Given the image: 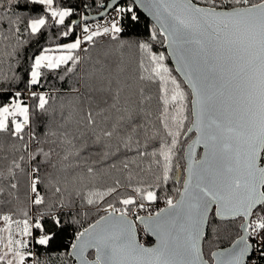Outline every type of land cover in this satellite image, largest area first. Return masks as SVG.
<instances>
[{
	"label": "snow or ice",
	"instance_id": "6c2138e0",
	"mask_svg": "<svg viewBox=\"0 0 264 264\" xmlns=\"http://www.w3.org/2000/svg\"><path fill=\"white\" fill-rule=\"evenodd\" d=\"M26 4L42 6L43 12L28 17L26 24L15 12L0 16V25L7 20V31L17 42L7 55H16L17 48L28 43L21 25L29 36L54 27L60 28L57 40L72 36L77 28L82 35L43 48L32 58L27 99L15 91L0 104V134L21 142L12 148L27 154L0 168V196L19 201L22 177L31 205L47 209L34 222L29 209L21 210L23 218L0 214V264H40L30 243L48 245L52 238L41 221L52 208L71 210L77 201L83 216H88L85 208L103 214L75 234L67 255L76 264H260L264 0H133L129 6L111 0L100 5L102 15L114 8L117 16L103 24H89L88 15L79 22L70 19L76 10L60 0H23ZM137 4L154 24L150 39L133 45L120 39V20L125 14L138 20ZM23 5L8 0L0 9L7 13ZM0 38H9L2 27ZM153 41L164 45L167 55L154 51ZM48 72L60 80L76 78L59 103L60 131L44 134L57 138L52 143L63 152L62 162L79 160L82 152L97 145L104 149L103 161L121 148L135 153L120 161L119 168L112 163L108 171L94 162L71 180L49 174L47 186L58 198L52 205L39 190L45 182L41 171L49 164L55 169L52 157L60 152L46 149L32 131L37 115H57L53 103L58 93L40 90ZM11 79L19 77L13 73ZM5 83L7 77L0 79ZM9 90L2 87L0 93ZM136 169L153 173L154 182L138 178ZM169 181L180 185L173 194L167 191ZM160 200L164 206L153 208ZM6 202L11 203L0 200ZM53 219L61 224L59 215ZM210 228L217 240L233 229L238 234L228 247L206 250ZM33 229L41 234L34 236ZM140 232L154 237L155 243L146 246Z\"/></svg>",
	"mask_w": 264,
	"mask_h": 264
},
{
	"label": "trees",
	"instance_id": "16d2710c",
	"mask_svg": "<svg viewBox=\"0 0 264 264\" xmlns=\"http://www.w3.org/2000/svg\"><path fill=\"white\" fill-rule=\"evenodd\" d=\"M109 0H60V3L63 6L73 7L76 10V15L71 17L70 19H78L81 18L85 14H97L101 12L102 7L100 5L106 4ZM8 0H0V4L7 5ZM23 5V0H21ZM132 4L131 0H124L118 6H129ZM87 5V8L85 7ZM135 10L137 11V15L139 17L138 20H132L130 14H125L123 19H121V26L123 27V32L120 34V39L124 41H128L133 45L137 41H148L150 39V32L153 26V22L136 6ZM15 12L17 15L22 16L24 18V24L27 23V18L32 15L41 14L43 12L42 6L26 4L21 7L12 8L11 11L5 13L2 9H0V16H10ZM0 27L3 28L5 35H7L8 39L0 38V79L4 77L8 78V83L0 84V88L7 87L10 90L6 93H0V104L4 102H8L9 97L15 91H22L24 93V98L27 99L26 84L29 78V70L30 65L32 63V58L35 55L40 54L41 50L45 47H49L54 45L55 43H67L75 39V37L79 34L80 28H77L75 33L67 38H60L57 40V36L59 34L60 28L54 27L51 32L42 31L41 34L36 36H29L28 33L24 32V27L21 25V32L24 33L23 39L27 40L28 43L23 44L17 48L16 55L9 56L6 53L11 52L13 47H16L17 42L15 37L7 31L8 22L4 21ZM153 50L156 52H165L167 55V50L164 45L159 42L153 41ZM133 53L135 52V48L132 49ZM170 66L174 67L171 59L169 58ZM86 67V66H85ZM13 73L17 77L18 80L12 82ZM176 74V73H174ZM179 78V76H178ZM75 77H66L64 80H60L58 78L57 73L48 72L46 73V79L43 80L44 89H48L53 91L54 94L58 93L57 101L53 103V107L57 109V115L52 117L50 115H37L34 117V122L32 126V131H34L38 138L41 139V143L47 149L49 147L55 148L57 152H60L59 148L52 143L53 140H56V137L51 135L45 137L44 134L46 131L59 132L60 131V118L58 115L59 111V103L62 98H66V94H70L71 88L75 86ZM36 90V89H35ZM29 103H34L33 100H28ZM47 140V143L44 144V140ZM19 141H14L10 137L0 134V168L6 169L11 159L14 157H18L19 155H27L23 152H16L12 145L15 144L17 148L20 146ZM31 150V149H30ZM104 149L97 146H90L84 152H82V158L76 160L75 158L70 161L62 162L61 157L63 152H60L59 155H56L55 152L52 157V163L56 164V168L54 169L51 164L45 165L42 168L41 175L45 178L44 184L39 186V190L42 195H45V199L47 205H52L57 201V197L53 195L52 189L47 186V177L49 174H53L56 176H67L69 180L72 179L76 174L82 173L87 166L93 165L95 162V166L101 170L108 171L109 165L112 163H116L117 167H121L120 161L132 157L135 155L134 152H126L121 148V150L116 153V155L106 161L102 160ZM112 151H115V144H113ZM40 159L39 157L37 158ZM35 163V162H33ZM181 164L184 163L183 160L180 161ZM63 165H69L66 168H63ZM141 167H144L142 164ZM63 168V171L61 169ZM139 173L138 178H142L148 182H154L153 173H149L147 171L141 172L140 169H136ZM155 171V170H154ZM115 174V173H113ZM6 183V182H5ZM182 183V181H181ZM176 187H180V185L174 184L172 181H169L167 185V191L169 194H173V189ZM20 200L16 201L12 197H8L6 194L4 196H0V200L11 201V203H3L0 204V214L4 213H13L14 218H23L21 216L22 209H29L30 215L33 216V222L35 217L41 211H46L45 206L33 207L30 201L25 196L24 189V180L21 177V188L19 192ZM119 207V205H117ZM84 211H88V216H83L80 212L79 202L77 201V206L71 210L52 208V214L47 215L43 218L41 223L44 225V232L51 235L52 238L49 241L48 245H39L34 241L30 243V246L33 248L36 256L38 257L40 264H73V257L67 255L70 252L71 243L75 239V234L79 232L84 227L88 226L93 219L97 218L99 214L94 208L87 209ZM59 215L61 218V224L56 225L54 223L53 217ZM78 221V222H77ZM41 234L40 230L33 229V235L38 237ZM238 233L233 229L228 233H224L221 235L220 239L213 235L211 228L208 230V241L211 242V245L206 244V250L209 246L215 250V247H226L230 244L232 238H234ZM68 242L70 244H68ZM152 243V239H151ZM30 264V260L26 261ZM260 264H264V260L260 261Z\"/></svg>",
	"mask_w": 264,
	"mask_h": 264
},
{
	"label": "built area",
	"instance_id": "2783aa9c",
	"mask_svg": "<svg viewBox=\"0 0 264 264\" xmlns=\"http://www.w3.org/2000/svg\"><path fill=\"white\" fill-rule=\"evenodd\" d=\"M116 16H117V14H116V12H115V10L113 8V9H111L108 12V14L105 17H103V18H101L99 20H96V21L88 22V23L89 24H95V23H101V24H103V23H105V20H109L110 21L111 19H113ZM120 26H121V20H120ZM78 35H82L81 30H79V34ZM32 90H35V89H32ZM28 92H29V89L25 92L26 95H27V97H28ZM163 206H164V202H163V200H160L155 205H153L152 207L153 208H158V207H163ZM141 214H144V213L141 212ZM151 239H152L151 236L145 235L143 232H140V240H141L142 243H144L146 245H149V244H151ZM152 242H153V239H152ZM31 249L33 250L32 247H31Z\"/></svg>",
	"mask_w": 264,
	"mask_h": 264
},
{
	"label": "water",
	"instance_id": "95a60500",
	"mask_svg": "<svg viewBox=\"0 0 264 264\" xmlns=\"http://www.w3.org/2000/svg\"><path fill=\"white\" fill-rule=\"evenodd\" d=\"M122 1H124V0H117V4L119 5ZM132 2H133V0H131ZM108 3H111V0H109L106 4H108ZM137 7H138V9L139 10H141L153 23H154V21H153V19H152V17L151 16H149L142 8H140L139 7V5L137 4L136 5ZM111 9H113V8H109L108 10H107V13H106V15L108 14V12L111 10ZM103 13H105V9L102 7V10H101V12H99V13H97V14H85V15H88V17H89V20H88V22H91V21H96V20H99V19H101V18H103V17H105L106 15H102ZM81 19H82V17L81 18H78V19H76L78 22L79 21H81ZM171 59V58H170ZM173 63V65H174V62H172ZM175 66V65H174ZM87 227V226H86ZM82 230V229H81ZM80 230V231H81ZM152 239H153V242L151 243V244H149V245H146V246H151L152 244H154L155 243V238L154 237H152ZM75 240V239H74ZM230 245V244H229ZM228 245V246H229ZM228 246H226V247H228ZM70 251H71V248H70ZM73 259H74V263L73 264H76V261H75V258L73 257Z\"/></svg>",
	"mask_w": 264,
	"mask_h": 264
},
{
	"label": "crops",
	"instance_id": "0c3cea01",
	"mask_svg": "<svg viewBox=\"0 0 264 264\" xmlns=\"http://www.w3.org/2000/svg\"><path fill=\"white\" fill-rule=\"evenodd\" d=\"M69 42H71V41H69ZM3 226H4V222L0 221V227H3ZM13 230H15V226L14 225H13ZM4 235H6V233H4ZM26 264H28V263L26 262Z\"/></svg>",
	"mask_w": 264,
	"mask_h": 264
},
{
	"label": "bare ground",
	"instance_id": "6f19581e",
	"mask_svg": "<svg viewBox=\"0 0 264 264\" xmlns=\"http://www.w3.org/2000/svg\"><path fill=\"white\" fill-rule=\"evenodd\" d=\"M68 244H70V243L68 242Z\"/></svg>",
	"mask_w": 264,
	"mask_h": 264
},
{
	"label": "rangeland",
	"instance_id": "374dc122",
	"mask_svg": "<svg viewBox=\"0 0 264 264\" xmlns=\"http://www.w3.org/2000/svg\"><path fill=\"white\" fill-rule=\"evenodd\" d=\"M15 226V225H14Z\"/></svg>",
	"mask_w": 264,
	"mask_h": 264
}]
</instances>
